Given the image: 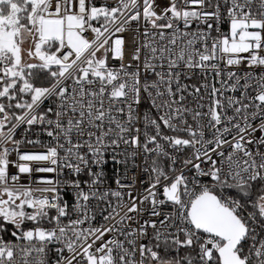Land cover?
<instances>
[{
	"label": "snow or ice",
	"instance_id": "obj_1",
	"mask_svg": "<svg viewBox=\"0 0 264 264\" xmlns=\"http://www.w3.org/2000/svg\"><path fill=\"white\" fill-rule=\"evenodd\" d=\"M0 264H264V0H0Z\"/></svg>",
	"mask_w": 264,
	"mask_h": 264
},
{
	"label": "built area",
	"instance_id": "obj_2",
	"mask_svg": "<svg viewBox=\"0 0 264 264\" xmlns=\"http://www.w3.org/2000/svg\"><path fill=\"white\" fill-rule=\"evenodd\" d=\"M5 238L7 239V238H9V237L6 235Z\"/></svg>",
	"mask_w": 264,
	"mask_h": 264
}]
</instances>
